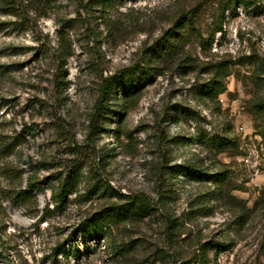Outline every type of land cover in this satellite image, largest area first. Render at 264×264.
<instances>
[{
    "label": "rangeland",
    "instance_id": "374dc122",
    "mask_svg": "<svg viewBox=\"0 0 264 264\" xmlns=\"http://www.w3.org/2000/svg\"><path fill=\"white\" fill-rule=\"evenodd\" d=\"M17 1L11 14L0 0V138L17 143L0 157V264H264V121L251 110L264 97V0ZM180 8H196V31L154 59ZM220 63L231 74L212 100ZM137 66L99 113L102 80ZM220 134L237 147L212 150ZM72 169L81 179L58 208ZM127 196L152 213L99 237L79 229Z\"/></svg>",
    "mask_w": 264,
    "mask_h": 264
},
{
    "label": "trees",
    "instance_id": "16d2710c",
    "mask_svg": "<svg viewBox=\"0 0 264 264\" xmlns=\"http://www.w3.org/2000/svg\"><path fill=\"white\" fill-rule=\"evenodd\" d=\"M242 2H244V0ZM6 3L10 4L6 7L7 12L13 14L20 10V2L18 3L17 0L16 3L15 1L6 0ZM246 4L248 5L250 3L247 1ZM230 7L231 5L228 7V9ZM173 19L174 20L171 28H169L162 35H160L159 38H157V49L155 48L156 51L154 53V59L157 57L164 58L178 54V52L181 50V46H183L187 40L186 37L188 36V31H196L197 29L198 19L196 8H180ZM220 20L222 23L223 19ZM222 27L223 26L220 25L218 28L221 30ZM139 68V66L131 68L129 67L122 74L117 73L102 80L98 88L96 99L99 113L104 114L106 109H109V101L115 91L117 82L121 78L131 80L137 75ZM262 73L264 74V66H262ZM213 74L214 76L212 79H210L211 82L205 91L207 92L210 99L216 100L227 89V82L225 78L231 74L230 65L227 63H220L217 66V69L213 70ZM251 110L256 118L263 119L264 121V97H256ZM259 132V134L264 138V126ZM30 134L35 135V133L32 132H30ZM207 141L210 148L218 153L229 151L237 147V141L228 135H215L209 137ZM16 146L17 143L6 141L5 139L0 138V157L14 154L17 150ZM29 166L34 171V164L31 163ZM79 174V169H72L68 173H64V175L59 177L60 179L58 182V187H56L52 195V199L56 202V206H58V208L64 207L63 205L68 193L74 189L75 183H78L81 179ZM35 182L36 181H34V177L30 176L28 186L34 190H38L39 187L34 184ZM20 197L21 199H26L30 198L31 195L27 192H24V194H22ZM127 197L128 198L126 200H109L104 204L98 214L84 218L79 225V229L81 231H87L93 237H99L100 235L109 232L112 228V225L136 221L139 220L143 214L152 213V205L146 200L141 198H132L130 196ZM49 211H52L51 207L46 205L44 213L47 214ZM61 245L62 244L56 246V254H60V251L63 253L66 252L67 247H65V245ZM121 250L123 251V249L114 250V253L116 255H121ZM207 254L208 251L206 249L204 250L200 262L207 257Z\"/></svg>",
    "mask_w": 264,
    "mask_h": 264
}]
</instances>
